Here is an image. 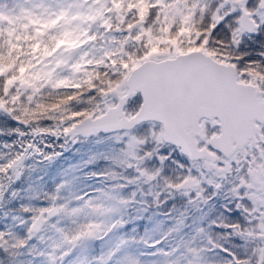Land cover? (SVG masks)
Returning a JSON list of instances; mask_svg holds the SVG:
<instances>
[{
	"label": "snow or ice",
	"instance_id": "obj_1",
	"mask_svg": "<svg viewBox=\"0 0 264 264\" xmlns=\"http://www.w3.org/2000/svg\"><path fill=\"white\" fill-rule=\"evenodd\" d=\"M0 137V264H264V0H0Z\"/></svg>",
	"mask_w": 264,
	"mask_h": 264
},
{
	"label": "trees",
	"instance_id": "obj_2",
	"mask_svg": "<svg viewBox=\"0 0 264 264\" xmlns=\"http://www.w3.org/2000/svg\"><path fill=\"white\" fill-rule=\"evenodd\" d=\"M0 139H5V137H0ZM46 142L53 141L51 140V138H49V140ZM55 143H63V140L55 141ZM67 149V151H64L63 149L57 147L56 150L61 152V155L52 163L41 161L40 157H35L26 161V165H30L34 169L30 173H25L26 177L30 176L29 182L34 183L37 188L45 187L47 189H51L54 180L56 182H59L61 179L72 180L73 185L77 183H92V181H85L80 171H69L66 177H62L61 173L65 172V170L71 169L74 165H77L80 162L86 160L91 154H94L99 150L98 146L94 145L93 142L89 140L88 142L77 143L75 145L69 142V144L67 145ZM44 151L50 150L44 149ZM94 170L96 169L91 167L83 169L84 172ZM75 177H79V179H74ZM16 187H21V184H17ZM17 206L18 204L16 203L11 205V207Z\"/></svg>",
	"mask_w": 264,
	"mask_h": 264
},
{
	"label": "rangeland",
	"instance_id": "obj_3",
	"mask_svg": "<svg viewBox=\"0 0 264 264\" xmlns=\"http://www.w3.org/2000/svg\"><path fill=\"white\" fill-rule=\"evenodd\" d=\"M92 155V154H91ZM90 183V182H89ZM85 184H80V183H77V184H74L73 186L75 188H82ZM23 202V201H22ZM37 260H39L40 258L39 257H36Z\"/></svg>",
	"mask_w": 264,
	"mask_h": 264
}]
</instances>
